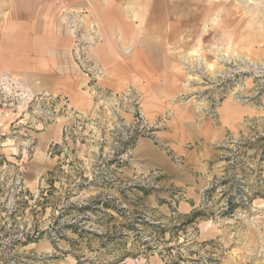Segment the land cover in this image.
Here are the masks:
<instances>
[{"label": "rangeland", "instance_id": "1", "mask_svg": "<svg viewBox=\"0 0 264 264\" xmlns=\"http://www.w3.org/2000/svg\"><path fill=\"white\" fill-rule=\"evenodd\" d=\"M103 1L0 0V264H264V0Z\"/></svg>", "mask_w": 264, "mask_h": 264}, {"label": "crops", "instance_id": "2", "mask_svg": "<svg viewBox=\"0 0 264 264\" xmlns=\"http://www.w3.org/2000/svg\"><path fill=\"white\" fill-rule=\"evenodd\" d=\"M56 1H59V3H63L66 5L74 4V3H82V4L89 3L90 4L92 2V0H14L16 4H20V3L30 4V7H28V11H26L28 13L25 15H20V16H23L22 19L25 18L26 21L21 23L22 28L20 29L19 31L20 33L17 36V38L20 37L17 39L19 42L26 43V44L22 45L21 47L16 45L13 48V50L16 53L17 52L21 54L25 53L23 55L25 56L28 55V57H30V63L28 64L30 65V67L37 68L39 65H41L38 62L40 61L39 58L43 55V53L46 54L45 56L44 55L43 56L45 57V59H47V58H50V56H53V55H50V53L66 52L69 50V43L67 42V39L65 38L64 32L62 30L58 32V29H55L56 31L53 32L52 34H49V31L47 30L48 36L49 37L54 36V38L53 39L50 38L47 42H45L42 39V37L44 36L41 37V35H46L43 32L45 31V29L43 28L42 29L43 31H42L41 28L38 26L40 22L43 21L42 18H44L42 16L40 17L39 15H38L39 17L36 16L38 14L37 13L38 4L46 6V8L49 10V12L47 13L48 16L52 18H57V15L54 9L51 10L53 8L52 3ZM103 2L111 3L113 2V0H104ZM36 18L39 19V24L33 22V20H35ZM16 26H19V25H16ZM37 27L39 28V31H37ZM11 34L13 35V33ZM16 43L19 44L18 42Z\"/></svg>", "mask_w": 264, "mask_h": 264}, {"label": "bare ground", "instance_id": "3", "mask_svg": "<svg viewBox=\"0 0 264 264\" xmlns=\"http://www.w3.org/2000/svg\"><path fill=\"white\" fill-rule=\"evenodd\" d=\"M250 2V1H249ZM252 2V1H251ZM251 11V10H250ZM125 13V12H124ZM250 13V12H249ZM255 13H257V12H255ZM262 13V12H261ZM255 20V19H254ZM256 25V24H255ZM95 31V30H94ZM184 40H186V39H184ZM95 42V41H94ZM196 46H197V44H196ZM124 48V47H123ZM130 48V47H129ZM132 48V47H131ZM189 48V47H188ZM123 50V49H122ZM127 51H123L126 55H129V53H130V49H126ZM229 50H230V47H229ZM129 52V53H128ZM192 53H194V54H191V57H182L183 58V61H187L188 62V60L189 61H192V63H193V61L195 62V60L196 61H198L199 59H198V56L199 55H197L198 54V51L197 50H193V52ZM237 54V53H236ZM215 55V54H214ZM219 55V54H218ZM222 55H224V54H222ZM197 57V58H196ZM199 57H202V56H199ZM222 57V56H221ZM242 57V56H241ZM227 61H226V59H225V57L222 59V60H220L219 58H218V61L217 62H215V63H208L207 64V68L209 69V71H211L212 73L211 74H216V72H218V71H216V68L218 69V70H222V69H224L223 67L224 66H220V63L222 64V63H226L227 64V62L229 63L230 61H232V63L233 62H237V58L235 57V55H232V56H229L228 54H227ZM252 58V57H251ZM181 59V58H180ZM250 60V59H249ZM248 60V61H249ZM181 61H182V59H181ZM225 61V62H224ZM262 61V60H261ZM207 62V61H206ZM191 63V64H192ZM199 63V62H198ZM203 63H204V61H203ZM254 64V63H253ZM190 64H188V66H189ZM194 65V64H193ZM255 65V64H254ZM198 66V65H197ZM202 66H204V64L202 65ZM191 67V66H190ZM206 68V69H207ZM220 72V71H219ZM217 75V74H216ZM214 77H215V75H214ZM240 88V87H239ZM238 89V88H237ZM236 89V90H237ZM239 90V89H238ZM233 94V93H232ZM234 95V94H233ZM50 134V133H49Z\"/></svg>", "mask_w": 264, "mask_h": 264}]
</instances>
